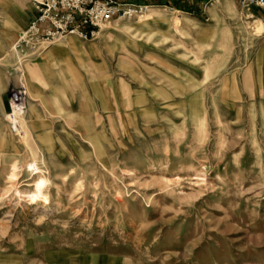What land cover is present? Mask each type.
Masks as SVG:
<instances>
[{"label":"rangeland","instance_id":"1","mask_svg":"<svg viewBox=\"0 0 264 264\" xmlns=\"http://www.w3.org/2000/svg\"><path fill=\"white\" fill-rule=\"evenodd\" d=\"M163 1L19 58L0 0V264H264V9Z\"/></svg>","mask_w":264,"mask_h":264},{"label":"built area","instance_id":"2","mask_svg":"<svg viewBox=\"0 0 264 264\" xmlns=\"http://www.w3.org/2000/svg\"><path fill=\"white\" fill-rule=\"evenodd\" d=\"M36 17L20 35L13 49L19 52L25 48L48 46L69 36L84 41L94 38L97 31L115 19H134L148 12L149 5L124 0H31ZM244 9L259 7L264 9V0H239ZM173 11L174 9L170 7ZM174 26H180L181 13L175 11ZM264 23V22H263ZM10 113L7 116L15 133L23 132L21 126L26 112L23 92L15 91L10 98ZM18 113V114H17ZM21 121V124L19 123Z\"/></svg>","mask_w":264,"mask_h":264},{"label":"crops","instance_id":"3","mask_svg":"<svg viewBox=\"0 0 264 264\" xmlns=\"http://www.w3.org/2000/svg\"><path fill=\"white\" fill-rule=\"evenodd\" d=\"M146 1H148L149 3H147V5H149V6H152V7H155V6H158L159 4H158V2H160V1H163V0H146ZM164 2V1H163ZM165 3H169V5H167L166 7H168V9H170V7H172L174 10L172 11L171 9V11H172V19H171V21H170V23H171V25L172 26H174L173 25V23H172V20L175 18V16H176V13H175V11H177V12H179V13H181V20L184 18V11L183 10H181V9H179V8H177V7H175V6H173L172 5V3H171V1L170 0H168V1H166ZM34 13H35V17H36V11H35V8H34ZM34 17V18H35ZM31 23V22H30ZM30 23H29V25H30ZM28 25V26H29ZM28 26L25 28V30L28 28ZM180 26H181V24H180ZM174 27H176V26H174ZM72 37H74V36H72ZM75 38H77V37H75ZM77 39H79V38H77ZM77 42V41H76ZM84 48V47H83Z\"/></svg>","mask_w":264,"mask_h":264},{"label":"bare ground","instance_id":"4","mask_svg":"<svg viewBox=\"0 0 264 264\" xmlns=\"http://www.w3.org/2000/svg\"><path fill=\"white\" fill-rule=\"evenodd\" d=\"M261 19L259 18V20L258 21H260ZM258 23V22H257ZM259 24H260V22H259ZM262 26H264V23H263V21H262ZM261 30V29H260ZM263 31H264V28H263ZM23 33V32H22ZM21 33V34H22ZM20 34V35H21ZM59 41H61V40H57V41H55L54 43H56V42H59ZM71 45V44H70ZM71 47L73 48V46L71 45ZM74 48H76V47H74ZM79 51H83L84 50V48L83 47H78L77 48ZM18 114V113H17ZM13 170H12V173H11V177L12 178H14V179H16L17 178V173H16V170L18 169V166L16 165V164H13V168H12ZM38 190L40 189V188H42V186L44 185V183H46V181H44L43 180V178H41L38 182Z\"/></svg>","mask_w":264,"mask_h":264}]
</instances>
